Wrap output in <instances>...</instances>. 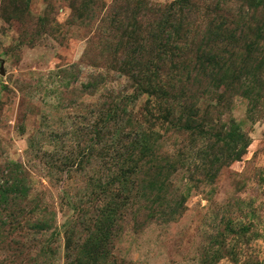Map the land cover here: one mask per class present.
Wrapping results in <instances>:
<instances>
[{
	"label": "rangeland",
	"instance_id": "obj_1",
	"mask_svg": "<svg viewBox=\"0 0 264 264\" xmlns=\"http://www.w3.org/2000/svg\"><path fill=\"white\" fill-rule=\"evenodd\" d=\"M170 6L174 12L194 11L182 18L192 30L213 8L233 11L232 22H248L237 63L252 51L257 96L249 99L212 82L200 89L199 98L217 130L233 120L251 143L213 181L182 180L190 170L176 171L171 192L185 198L178 214L132 228L134 222L120 209L112 211L110 193L100 188L99 181L111 175V141L107 134L96 143L93 129L101 120L98 103L108 102L117 90L131 91L119 65L121 52L109 44L148 41L155 47L158 25L175 16ZM123 14L122 31L110 38L108 29ZM159 103L143 93L136 106L151 109L154 128L162 133L168 110ZM205 133L190 134L187 149L197 154L210 145L213 138L202 139ZM174 141L163 155L176 148ZM5 158L27 167L32 192L56 210V264L64 263L69 225L94 222L97 214L116 232L107 246L117 264H264V0H0V160ZM197 160L194 155L193 168ZM23 243L30 245L29 239Z\"/></svg>",
	"mask_w": 264,
	"mask_h": 264
},
{
	"label": "trees",
	"instance_id": "obj_2",
	"mask_svg": "<svg viewBox=\"0 0 264 264\" xmlns=\"http://www.w3.org/2000/svg\"><path fill=\"white\" fill-rule=\"evenodd\" d=\"M169 9L175 16L165 17L158 25L155 47L148 41L143 45L136 41L123 44L121 40L109 44L117 45L121 52L119 65L131 91L117 90L108 102L98 103L102 121H97L93 129L96 143L107 134L111 141V175L105 183L99 181L100 188L110 193L107 205H114L112 211L120 209L125 219L134 222L132 228L143 227L149 219L170 220L178 214L185 198L183 193L178 199L171 192L176 171L190 170L182 180L201 176L213 181L222 167L240 160L251 143L250 135L233 120L217 130L215 119H210V111L204 110L199 98L203 92L200 89L212 82L249 99L257 96V72L249 60L252 51L240 65L237 63L241 41L247 39L244 32L248 22H232L233 11L213 8L203 12L207 20L192 30L182 24V18L193 15L192 9H178L177 13L171 6ZM125 19L126 14L114 19L108 29L110 38L122 31ZM143 93L155 95L159 105L164 104L168 110L164 132L155 130L151 109L137 108ZM198 132H206L202 139L213 138V142L201 146L195 154L184 143L190 134L194 137ZM173 138L179 140L180 147L171 142L177 149L163 155L165 145ZM178 152L182 155L179 158ZM194 155L198 160L193 168ZM32 181L22 162L0 160V264H56V210L49 202L38 200L32 192ZM98 215L94 222L69 225L64 233L63 264H117L107 246L116 232L111 231L112 224L103 223L102 217L97 219ZM230 222L227 226L234 231L236 226ZM85 232L88 236H83ZM43 236L46 238L41 239ZM24 238L30 245L25 246Z\"/></svg>",
	"mask_w": 264,
	"mask_h": 264
}]
</instances>
